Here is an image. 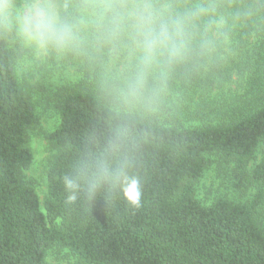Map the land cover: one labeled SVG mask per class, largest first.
I'll return each instance as SVG.
<instances>
[{
  "label": "trees",
  "instance_id": "1",
  "mask_svg": "<svg viewBox=\"0 0 264 264\" xmlns=\"http://www.w3.org/2000/svg\"><path fill=\"white\" fill-rule=\"evenodd\" d=\"M244 50L236 65L218 74L227 83L235 75L243 85L240 98L225 96L233 98L229 104L237 103L238 116L223 120L227 114L211 107L192 124L172 126L176 122L167 110V123L138 126L137 132L146 134L138 153L145 177L141 207L101 202L85 213L63 205L58 178L112 127L96 98L94 76L64 61L73 76L58 94L59 125L48 136L56 154L47 170L49 195L42 210L33 183L20 179V170L32 162L25 141L36 122L35 106L15 74L14 50L0 43V264H43L52 247L77 253L82 264H264V231L255 217L264 191L258 189L243 204L218 199L204 205L195 188L206 156L217 154L244 167L264 143V39L244 44ZM221 85L209 75L180 86L172 104L197 112L215 104L211 92ZM249 181L264 186V154ZM128 194L135 196L134 190Z\"/></svg>",
  "mask_w": 264,
  "mask_h": 264
},
{
  "label": "clouds",
  "instance_id": "2",
  "mask_svg": "<svg viewBox=\"0 0 264 264\" xmlns=\"http://www.w3.org/2000/svg\"><path fill=\"white\" fill-rule=\"evenodd\" d=\"M264 39V0H0V43L19 55V77L51 61L71 60L94 76L96 98L112 127L86 145L59 176L63 205L88 213L124 202L139 209L145 177L138 126L161 124L180 86L219 78L248 42ZM235 75L233 80H235ZM34 158L20 170L41 197L50 153L30 139ZM134 190L135 196H129ZM43 264H82L69 249L49 248Z\"/></svg>",
  "mask_w": 264,
  "mask_h": 264
},
{
  "label": "rangeland",
  "instance_id": "3",
  "mask_svg": "<svg viewBox=\"0 0 264 264\" xmlns=\"http://www.w3.org/2000/svg\"><path fill=\"white\" fill-rule=\"evenodd\" d=\"M14 52L16 61L19 54L16 51ZM244 55L245 50L228 67L232 68ZM64 65V61H51L40 68L30 69L18 77L22 91L31 98L36 112V122L27 132L25 148L31 153L33 161L34 155L29 148V142L31 138L38 137L45 145L47 152L51 154L47 159L48 166L44 173L45 182L48 167L56 154L54 148L48 143V136L59 125L57 109L58 94L61 87L67 86L72 81L71 77L73 76L72 71L70 72L63 68ZM227 84L229 85L228 87H224L222 84L212 90L211 93L215 104H206L197 112H195V109L186 110L184 107L174 108V104H171L167 110L171 112L173 116L171 118L176 122L171 125L192 124L190 121L197 120L201 114L211 107H220L221 116L227 114L223 120H228L231 115L238 116L239 112L234 113L233 110V106L237 105V103L229 104L233 98L230 97L227 100L225 96L240 98L244 93L241 87L243 85L236 78L233 81L229 80ZM176 105L180 106L181 104ZM171 110L185 112L175 115ZM163 122L167 123L168 120L164 118ZM263 154L264 143H260L252 158L244 167L238 166L234 161L227 160L217 154L206 156L202 175L195 183L197 200L204 205H208L218 199H224L234 204H243L249 201L258 189L264 191V186L257 188L256 186H252L249 181L251 169L258 163ZM32 183L38 196L40 207L43 210L42 202L44 197L42 198L39 191H37L35 183ZM255 217L264 231V201L255 213Z\"/></svg>",
  "mask_w": 264,
  "mask_h": 264
}]
</instances>
